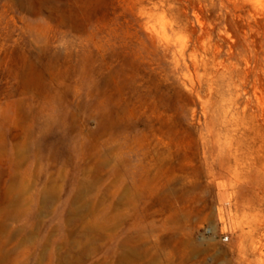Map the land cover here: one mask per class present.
Returning <instances> with one entry per match:
<instances>
[{"label": "rangeland", "instance_id": "374dc122", "mask_svg": "<svg viewBox=\"0 0 264 264\" xmlns=\"http://www.w3.org/2000/svg\"><path fill=\"white\" fill-rule=\"evenodd\" d=\"M0 264H264V0H0Z\"/></svg>", "mask_w": 264, "mask_h": 264}]
</instances>
